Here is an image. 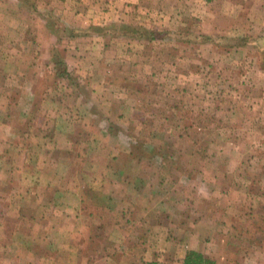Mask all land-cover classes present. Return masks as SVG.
<instances>
[{
  "label": "crops",
  "instance_id": "0c3cea01",
  "mask_svg": "<svg viewBox=\"0 0 264 264\" xmlns=\"http://www.w3.org/2000/svg\"><path fill=\"white\" fill-rule=\"evenodd\" d=\"M263 16L264 0H0V264H182L189 249L264 264V218L238 221L264 208V50L182 41L183 71L165 68L173 43L110 32L245 35Z\"/></svg>",
  "mask_w": 264,
  "mask_h": 264
},
{
  "label": "trees",
  "instance_id": "16d2710c",
  "mask_svg": "<svg viewBox=\"0 0 264 264\" xmlns=\"http://www.w3.org/2000/svg\"><path fill=\"white\" fill-rule=\"evenodd\" d=\"M111 27L114 28V25ZM113 28L110 29V32L114 35V37H117L120 40L150 39L160 43H166L171 42V40L175 38V40H182L183 42H193L208 51H217L225 45L235 48L239 46H246L247 44L248 46L252 45L255 48L264 50V35L261 34L254 37L249 34L232 35V38H227L229 40V42H227L224 37L217 35L208 36L207 34L194 33L192 31L160 33L155 30H147L143 26H135L127 23L120 24L116 30ZM58 60L60 59L58 58ZM58 70L62 72L63 68ZM182 264H211V261L208 258H205L202 253L189 249L183 257Z\"/></svg>",
  "mask_w": 264,
  "mask_h": 264
},
{
  "label": "rangeland",
  "instance_id": "374dc122",
  "mask_svg": "<svg viewBox=\"0 0 264 264\" xmlns=\"http://www.w3.org/2000/svg\"><path fill=\"white\" fill-rule=\"evenodd\" d=\"M249 22H250V25L251 26H250V29H249V31H248L247 34H249L250 36H253V37L256 36V35H260V34L261 35H264V16H263V18L261 20H258V21H254L253 22V20L251 19ZM131 25H133V24H131ZM138 26H142V25H138ZM223 30H224V26H219V34H222V35H217V36L224 37V39H226L227 42H229V40L227 38H232V35L227 34ZM196 33H200V32H196ZM172 43L174 44V46L172 48L173 51H169L168 50L169 53H166V54H165V52L164 53L163 52L161 53L163 56H166L167 55V59L168 58L170 59L171 58V54H172V58H171L172 60L171 59L170 60L168 59L169 60V63H167L168 66H165V68H167L170 65H172V66H174L173 68L177 67L178 69H182L184 71L185 70V67L182 65V62H183L182 60H185L186 61V59L183 58L181 60L180 59V56L181 55H184V53H186V50H184L185 46H183L181 44V43H183L182 40L181 41L180 40H175V38L171 41V44ZM191 43H193V42H191ZM224 48L226 49L227 48V45L223 46L221 49L224 50ZM204 56L202 55L203 58H204ZM224 57H226V56H224ZM224 57L222 58V60L225 59ZM233 58L234 57L231 55V59H233ZM161 59L165 60L164 57L161 58ZM229 61H231V60L229 59ZM159 63H160V61H159ZM183 64H185V62H183ZM204 64H205L204 67L207 66L206 63H204ZM231 64H232V61H231ZM157 66L159 67V64ZM172 66H171V68H172ZM204 67H201V68H203L202 70H204ZM188 72H190V77L192 76V73L193 74L196 73L194 70H191V71H188ZM210 73H211V71H208L207 70V76H206V73H205L204 74V77L207 78V80L212 81L214 78H211V76H209ZM178 85L179 84H177L173 88L172 92H173L174 95H178L179 96L180 95V92H181V89H180L181 85H179V86ZM209 150H210L211 153H213L211 150H214V149L213 148L212 149L210 148ZM262 150H264V149H262ZM249 169L250 170H249V173L248 174L249 175L251 174L250 176H252V175L256 176V173H259L260 171H262V163H260L258 161H255V164L253 163L252 164V167L249 168ZM194 185L196 187V184L194 182L187 185V188H186L187 189V193L190 194V192H192V190H193L192 187H194ZM250 191L255 192L257 194V196L260 197V198L257 199V201H262L263 204H264V181H259L258 183H254V184L250 185ZM258 192H261V194H258ZM254 206H255V209L257 210L256 212L246 213V214H243V215H239L238 221H239V219H241L242 224L248 225V226H252V222H253L254 217H256V218H261V217L264 218V208L263 209H260V211H259L258 208H257V206H256V204ZM253 235H255V231H254ZM251 237H253V236H251ZM238 247H239V244H237V248ZM241 247H244V249H245L244 252H246L247 246L241 244ZM238 251H239V253L243 252L242 251V248H239V249L236 250V252H238Z\"/></svg>",
  "mask_w": 264,
  "mask_h": 264
}]
</instances>
